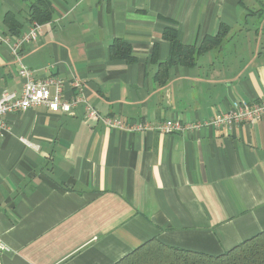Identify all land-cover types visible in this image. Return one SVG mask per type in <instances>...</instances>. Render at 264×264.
Listing matches in <instances>:
<instances>
[{
	"label": "crops",
	"instance_id": "0c3cea01",
	"mask_svg": "<svg viewBox=\"0 0 264 264\" xmlns=\"http://www.w3.org/2000/svg\"><path fill=\"white\" fill-rule=\"evenodd\" d=\"M52 9L34 41L30 7ZM226 34L166 84V28L198 47ZM115 41L130 61L114 58ZM20 66L56 77L102 119L208 121L264 100V0H0V94L19 92ZM35 97L53 95L37 86ZM45 107L11 113L0 134V264H114L150 239L220 256L264 232V117L231 129L162 134L110 129Z\"/></svg>",
	"mask_w": 264,
	"mask_h": 264
},
{
	"label": "built area",
	"instance_id": "2783aa9c",
	"mask_svg": "<svg viewBox=\"0 0 264 264\" xmlns=\"http://www.w3.org/2000/svg\"><path fill=\"white\" fill-rule=\"evenodd\" d=\"M41 25L33 23L28 33L12 46L15 53L20 44L34 41L41 34ZM18 77L23 84L19 92L3 90L0 94V134L5 130V117L11 113H20L28 109L45 107L53 113L70 114L73 109L80 104L86 106V117L90 120L99 121L100 119L110 129H119L129 132L157 131L162 134H177L185 131H198L202 127L227 128L231 129L235 125H251L264 117V100L254 102H239L232 108L216 114L208 121L195 123H182L179 120H165L157 124H149L145 121L128 122L113 119H102L98 112L88 106L82 95L81 81L74 78L71 80V87L77 94H70L69 97L63 96V82L56 77L46 79H36L33 72L27 67L20 66ZM49 85L54 87L53 95L35 97L32 89L37 86Z\"/></svg>",
	"mask_w": 264,
	"mask_h": 264
},
{
	"label": "trees",
	"instance_id": "16d2710c",
	"mask_svg": "<svg viewBox=\"0 0 264 264\" xmlns=\"http://www.w3.org/2000/svg\"><path fill=\"white\" fill-rule=\"evenodd\" d=\"M30 10L31 22L43 24L52 17V9L43 1L32 4ZM226 32L225 28L220 27L215 37H206L198 47H195L182 45L177 39L175 30L164 29L163 38L169 42L170 49L167 58L163 61L156 60L154 50L151 58L157 63L154 79L160 85H164L171 67L195 66L197 57L209 49L218 47ZM110 53L114 58L131 60L129 47L120 41L113 42ZM114 264H264V232L217 257L170 247L156 239H150Z\"/></svg>",
	"mask_w": 264,
	"mask_h": 264
}]
</instances>
